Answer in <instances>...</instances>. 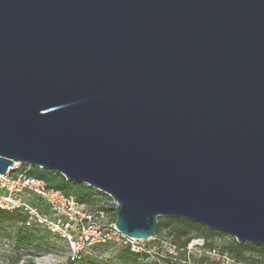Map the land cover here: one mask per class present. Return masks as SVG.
Wrapping results in <instances>:
<instances>
[{"label":"water","instance_id":"obj_1","mask_svg":"<svg viewBox=\"0 0 264 264\" xmlns=\"http://www.w3.org/2000/svg\"><path fill=\"white\" fill-rule=\"evenodd\" d=\"M264 243V0H0V174Z\"/></svg>","mask_w":264,"mask_h":264},{"label":"trees","instance_id":"obj_2","mask_svg":"<svg viewBox=\"0 0 264 264\" xmlns=\"http://www.w3.org/2000/svg\"><path fill=\"white\" fill-rule=\"evenodd\" d=\"M25 170L28 175L40 177L46 180L47 186L62 189L72 194L77 201L87 203L91 207H100L109 212L112 220L115 221V212L102 206L104 200L109 196L87 184H76L65 180L62 174L57 171L43 169L37 166L22 164L20 170ZM25 216L19 211H7L0 208V228L6 225H16L14 239L18 243H45V238L52 235L40 227H28L24 224ZM41 232V234H38ZM54 236V235H52ZM164 236L173 247V253H167L162 257V264H209V256L205 252H215L217 245L216 239L223 236V233L217 230L209 229L197 222L180 218L158 216L155 227V238ZM200 238L202 243L199 248L201 254L192 260L185 256L188 244L193 240ZM220 255H228L232 259L258 264H264V243L245 241L243 243L231 239L222 243L218 248ZM121 264H137V261H143L142 264H159L157 260L148 261L149 254L146 250H132L129 244H125L119 255ZM81 255L75 257L72 261L65 264H81ZM213 264H218L212 260Z\"/></svg>","mask_w":264,"mask_h":264},{"label":"built area","instance_id":"obj_3","mask_svg":"<svg viewBox=\"0 0 264 264\" xmlns=\"http://www.w3.org/2000/svg\"><path fill=\"white\" fill-rule=\"evenodd\" d=\"M21 165L14 162L10 171L0 174V208L19 211L26 226L40 227L66 241L72 259L86 247L130 239L118 231L108 211L48 187L45 179L20 170Z\"/></svg>","mask_w":264,"mask_h":264},{"label":"rangeland","instance_id":"obj_4","mask_svg":"<svg viewBox=\"0 0 264 264\" xmlns=\"http://www.w3.org/2000/svg\"><path fill=\"white\" fill-rule=\"evenodd\" d=\"M16 225H6L0 228V264H65L72 261L71 251L66 241L49 235L45 238V243H18L14 239ZM223 236L216 239L217 249L215 252H205L209 256V264L215 260L218 264H258L241 262L232 259L230 256L218 253V248L222 243L235 239L232 235L222 232ZM41 234V232H38ZM129 244L132 250H146L149 254L148 261L157 260L162 264V257L173 251V247L163 236L149 239H123L119 242H111L103 245L86 247L81 254V264H121L119 255L125 244ZM202 243L200 238L193 239L187 246L185 256L192 260L201 254L202 249L199 245ZM143 261H137L142 264Z\"/></svg>","mask_w":264,"mask_h":264}]
</instances>
